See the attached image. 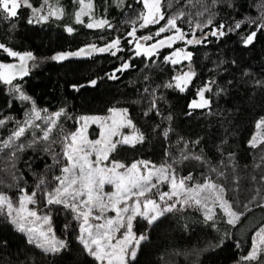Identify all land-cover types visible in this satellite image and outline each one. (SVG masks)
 Wrapping results in <instances>:
<instances>
[{
    "label": "trees",
    "instance_id": "obj_1",
    "mask_svg": "<svg viewBox=\"0 0 264 264\" xmlns=\"http://www.w3.org/2000/svg\"><path fill=\"white\" fill-rule=\"evenodd\" d=\"M31 2L34 7L42 5V0ZM204 2L212 5V0ZM59 3L64 9L63 17L50 18L44 23L29 24L31 14L12 20L0 16V43L20 53L31 51L39 58L32 62L35 65L32 74L27 79L14 81V84L20 85L38 109H47L48 113L61 109L66 111V116L60 118L53 130V136L61 127L65 132L70 127L75 128L81 116H102L110 113L112 108H127L136 127L144 133L145 140L135 147L121 145L113 153V160L124 164L147 160L159 166L178 156L184 142H187L189 151L202 155L209 163L183 161L175 165L177 173L180 176L191 173L194 180L201 183L205 181V175L210 176L225 186V198L232 203L233 210L244 213L235 227L227 224L221 214L215 220L207 221L191 207L178 208L151 226L140 219L136 230L144 233L147 239L141 243L132 264H257L244 261L242 257L251 251L256 232L264 228V207L259 206L264 204V200L256 197L255 202L249 204L256 188H260L264 196V184L259 182L264 164L256 167L260 149L249 147V141L260 129L256 127L257 123L264 119V29L257 27L264 20V0H223L211 7V12L215 13L213 26L205 28L203 33L196 30L198 38L207 35V39L187 49L193 54L191 69L196 76L184 92L162 87L179 70L187 67L188 62L175 68L164 62V57L175 48L165 50L153 60L135 56L127 33L131 30V22L143 11L142 3L137 0H122L119 4L118 0H93V15L108 19L112 29H88L85 24L75 21L74 13L79 10L76 0H59ZM180 4H185V0H180ZM179 6L173 0L170 11ZM200 8L201 5L192 0L185 6V11L195 13ZM209 14L196 19L203 23ZM82 19L85 23L90 22L87 16ZM249 20L257 23L250 24ZM236 22H241V28L227 31ZM220 24L225 25L227 34L219 38L212 36L211 31ZM180 26L185 31H192L187 23H180ZM68 27L74 30L71 34L66 30ZM136 27V35L143 36L154 33L160 25L140 29L137 24ZM253 31L256 32L253 43L245 46L244 38ZM116 37L121 38L120 47L124 49L117 56L96 53L80 60L69 58L57 62L49 59L91 44L103 47ZM11 61L0 49V63ZM126 61L133 66L117 72L118 79H109L108 76ZM92 80L97 81L94 87L89 83ZM210 80L215 81L211 85L213 90L205 93L211 101L210 106L190 108L192 101L199 102L197 90ZM145 88L149 92L155 90V95L162 97L157 100L161 115L155 112L144 115L151 99ZM30 108V102L16 99L7 85L0 84V119L8 121L0 127V143L8 139L17 127V121L22 122L26 118ZM169 115L170 121L165 119ZM169 126L172 131L166 139L162 132ZM181 137L183 141H180ZM32 138V130L29 129L16 143L28 144ZM197 140L198 144L192 143ZM41 147L37 144L34 148L18 152L17 158H13L14 168L9 158L12 149L0 152V193L17 200L21 195L18 188H26L30 193L39 176L45 175L51 180L54 174H59L58 166L49 168L52 158L41 151ZM56 151H60L59 146H56ZM229 155L231 164L228 163ZM210 166L217 167L226 175L218 177L209 171ZM13 173L18 180L13 179ZM237 180L238 183L235 182ZM37 199H40L39 193ZM246 204L251 210L245 207ZM38 207H45L42 201ZM50 208L58 221L68 218L64 221L69 224L73 220L71 215L60 211V206ZM196 214H200V218H195ZM77 235L78 230L75 229L67 248L50 255L29 244L24 233L18 232L5 217L0 216V264H96L78 242Z\"/></svg>",
    "mask_w": 264,
    "mask_h": 264
},
{
    "label": "snow or ice",
    "instance_id": "obj_2",
    "mask_svg": "<svg viewBox=\"0 0 264 264\" xmlns=\"http://www.w3.org/2000/svg\"><path fill=\"white\" fill-rule=\"evenodd\" d=\"M121 2L122 0H118V4ZM137 2L142 3L143 11H140L136 20L131 22L132 27L127 35L135 42L136 57L144 56L148 60H153L161 49L173 48L177 42H183L186 45L202 44L207 39V35L197 38L196 30L203 33L205 28L213 26L215 13L211 12V7L223 0H212L211 6L206 5L204 0H195L201 5L195 13L185 11V6L191 4L192 0H185V4H180V0H175V3L180 5L175 11H170L173 7V0H137ZM76 3L79 5V10L74 13L76 23L85 24L88 29H104L105 27L112 29L113 25L108 19L93 15V0H87V2L76 0ZM22 7L30 9L29 24L47 22L49 18L61 19L64 15V9L60 6L59 0H42L40 7H34L30 0H0V16L8 20L18 18L19 9ZM205 13L210 14L203 23L196 19V17H204ZM84 16H87L90 22L85 23L82 19ZM161 21L164 23L161 24ZM247 22L257 23L256 20ZM180 23H187L192 29L191 33L185 31ZM137 24L140 29L155 25H160V27L152 34L137 36ZM257 27L264 29V20ZM240 28L241 22H236L227 31ZM66 30L70 34L74 31L72 27ZM165 33L169 34L164 35ZM210 34L217 38L225 36L227 34L225 25L215 26ZM189 35L191 38H188ZM255 37V31L247 35L244 38L245 46L251 45ZM153 40L154 43H147ZM120 45L121 38L116 37L103 47L91 44L75 52L53 55L49 59L61 62L70 57H91L94 53H109L117 56L118 52L124 50ZM0 49L9 57L19 61L18 63H0V83L9 86L10 92L16 99L31 104L26 118L22 122L17 121V127L8 139L0 143V152L12 149L9 158L14 168L13 158H17L18 152L40 144L42 145L41 151L52 158L49 168L58 166L59 171V174H54L51 180L45 175L39 176L34 190L30 193L26 188H18L21 195L15 202L9 195L0 193V216L5 217L18 232L24 233L29 244L35 245L50 255H56L67 248L65 240L56 238L51 226V216L39 214L38 206L41 201L46 208L60 206L71 214V218L78 225V242L97 264H132L136 260L141 242L147 239L146 235L137 236L134 232L137 218L147 221V224L151 226L166 214L173 212L178 204L181 207H196L203 210L206 220H214L216 215L214 209L218 207L227 216L229 225L235 227L240 221L244 213L233 210L232 203L225 198L226 188L223 184L217 183L207 175H205V181L201 183L195 181L191 173L187 176H180L177 173L175 165L183 161L194 160L201 164L209 163L202 155L189 151L187 142H184V147L179 150L178 156L172 157L170 161H165L159 166L145 160L134 161L130 165L117 160L110 161V154L116 151L118 145L135 147L145 140L144 133L136 127L127 108L109 109L112 115L108 117L81 116L76 121L79 124L76 131L65 132L61 127L54 137L53 130L57 128L60 118L66 116V111L61 109L48 113L47 109H38L35 101L26 95L19 85L14 84L18 77L23 79L29 75V62H36L39 58L31 51L20 53L3 43H0ZM192 55L186 48H176L170 55L164 57V62L171 64L174 68L184 61L188 64L186 71L179 70L172 80L162 87L178 89L181 92L186 90L196 76L191 69ZM132 66L130 62H124L108 78L118 79L117 72H123ZM89 83L94 87L97 81L92 80ZM214 83V80H210L198 89L199 102L194 100L189 107L210 106L211 101L206 98L205 93L213 90L211 85ZM73 87L79 90V87ZM144 91L151 97L144 115L148 116L152 112L158 116L161 115L157 100L162 97L158 98L155 90L149 92V89L145 88ZM165 119L170 121L171 116ZM37 121H42L43 126ZM7 123V120L0 119V127H4ZM90 124H96L101 129L99 138L96 140H91L87 136ZM256 127L264 128V119L260 120ZM124 128H128L130 132L124 133ZM29 129L32 130V141L28 144H17L16 141L20 140ZM171 131L169 126L164 129L162 135L167 139ZM114 137L117 139H113ZM180 141H183L182 137ZM192 143L198 144L199 141ZM261 145H264V135L259 133L249 141L250 148L260 149L258 154L260 160L256 165L258 168L264 164V148ZM56 146H59V152L56 151ZM166 155L171 154L166 153ZM221 163L223 164L224 161ZM228 163L231 164V155H229ZM209 171L215 172L218 177L226 175L217 167L210 166ZM13 179L18 180L15 173H13ZM252 179L256 181L255 176ZM235 182L238 183V180ZM259 182L264 184V172L261 173ZM106 185L112 190L106 192ZM161 185H167L168 191L161 190ZM261 191L260 188L255 189V196L251 198L249 204L255 202L256 197L264 200ZM38 193L40 199H37ZM30 205L32 207H29ZM259 206L264 207V204ZM245 207L248 208V204ZM248 210L251 209L248 208ZM109 212L114 215L109 216ZM64 227L67 229L69 225L65 224ZM255 235L256 240L253 242L251 251L242 257V260L264 264V259H261L264 255V228L257 231Z\"/></svg>",
    "mask_w": 264,
    "mask_h": 264
},
{
    "label": "rangeland",
    "instance_id": "obj_3",
    "mask_svg": "<svg viewBox=\"0 0 264 264\" xmlns=\"http://www.w3.org/2000/svg\"><path fill=\"white\" fill-rule=\"evenodd\" d=\"M29 10V13L31 14V12H30V9H28ZM86 17V16H85ZM50 19V18H49ZM41 23H44V22H41ZM155 26H158V25H155ZM187 32H189V31H187ZM189 33H191V32H189ZM169 33H165L164 35H168ZM131 39V44H132V46H133V51H134V44H135V42L133 41V38L132 37H130ZM188 38H191V35H189V37ZM198 38V37H197ZM157 39H159V38H157ZM141 43H145L144 41H140ZM155 41L153 40V41H149V42H147L148 44H151V43H154ZM195 45V44H194ZM191 46H193V45H186V44H184L183 42H177L175 45H174V47L173 48H163V49H161L159 52H158V55L157 56H155V57H153V58H155V59H157L165 50H168V49H176V48H186V50L189 48V47H191ZM134 53H135V51H134ZM180 65H182V66H184V63H182V64H180ZM186 65V64H185ZM181 70H187V67L186 68H182ZM0 84H2V83H0ZM17 85H19V84H17ZM20 86V85H19ZM9 87V86H8ZM116 109H124V108H116ZM42 115H43V113H42ZM110 115H112L111 113H108V114H106V115H102V116H100V117H108V116H110ZM97 116V115H96ZM117 119H119V117H117ZM37 123H41V125L43 126V123H42V121H37ZM77 123V122H76ZM79 127V124H76V126H75V128H72V127H70V129H69V131L68 132H73V131H76L77 130V128ZM100 131H101V129L96 125V124H90L89 125V127H88V130H87V136H88V138L89 139H91V140H96V139H98L99 138V135H100ZM123 132L124 133H129L130 132V130L128 129V128H124L123 129ZM258 133L260 134V135H264V128H260L259 129V131H258ZM257 133V134H258ZM256 134V135H257ZM255 135V136H256ZM113 139H117L116 137H114ZM121 145H118L117 146V149L120 147ZM116 149V150H117ZM114 153V152H113ZM113 153H111L110 154V157H109V160L111 161V160H113L112 159V156H113ZM93 159H94V157H93ZM145 161H147V160H145ZM126 165H130V164H126ZM112 189H111V187L110 186H105V191L106 192H108V191H111ZM161 190H163V191H168V186L167 185H161ZM13 201L15 202L16 200H14L13 199ZM29 207H32L31 205L29 206ZM178 208H182L183 210L185 209V207H181L179 204L176 206V209H178ZM191 208H195L196 210V212H198V213H201L202 215H203V217H204V212H203V210H201V209H199V208H196V207H191ZM175 209V210H176ZM53 211V209H51V208H46V207H38V212H39V214L40 215H44V214H48V215H50L51 216V226H52V228H53V231L55 232V236H56V238L57 239H62V240H65L66 241V243H68L69 242V240H70V236H71V233H72V231H74L75 229H77L78 230V225H77V222L75 221V220H71V221H69V224L68 223H65V219H67V220H69L68 218H64V220L63 221H58V218H55L56 216H54L51 212ZM62 213H64L65 215H67V213L69 214V215H71L69 212H67V211H64L63 209L62 210H60ZM214 211H215V213H216V215H215V217H214V220L218 217V215L219 214H221L225 219H226V223H227V216L225 215V213L222 211V210H220L218 207L217 208H215L214 209ZM108 215L109 216H112V215H114V213H112V212H109L108 213ZM200 214L199 215H197L196 214V216L194 215V217L195 218H200ZM205 218V217H204ZM139 220H140V218H137V221L135 222V226H134V232L137 234V236H139L140 234H144V233H140L139 231H137L136 230V228H137V225H138V222H139ZM207 221H209V220H207ZM210 221H213V220H210ZM58 222H60V225L58 224ZM65 224H68L69 225V227L67 228V229H65ZM228 224V223H227ZM145 235V234H144ZM256 240V236H255V238H254V241ZM143 242V241H142ZM141 242V243H142ZM141 245V244H140ZM138 253V252H137ZM96 262V261H95ZM96 264H97V262H96Z\"/></svg>",
    "mask_w": 264,
    "mask_h": 264
},
{
    "label": "flooded vegetation",
    "instance_id": "obj_4",
    "mask_svg": "<svg viewBox=\"0 0 264 264\" xmlns=\"http://www.w3.org/2000/svg\"><path fill=\"white\" fill-rule=\"evenodd\" d=\"M30 2H31V0H30ZM32 3V2H31ZM24 14H27V15H30V13H29V10L27 9V8H24V7H22V8H20L19 9V12H18V18H20L21 16H23ZM16 19V18H15ZM94 54H96V53H94ZM93 54V55H94ZM98 54V53H97ZM10 59L12 60L10 63H16V62H19L17 59H15V58H11L10 57ZM65 61V60H64ZM30 65V75L32 74V71H33V66H32V62L29 64ZM29 75V76H30ZM28 76V77H29ZM27 77V78H28ZM27 78H25V79H27Z\"/></svg>",
    "mask_w": 264,
    "mask_h": 264
},
{
    "label": "water",
    "instance_id": "obj_5",
    "mask_svg": "<svg viewBox=\"0 0 264 264\" xmlns=\"http://www.w3.org/2000/svg\"><path fill=\"white\" fill-rule=\"evenodd\" d=\"M86 58H89V57H80V58H76V57H70V59H76V60H80V59H86ZM184 62H187V61H184ZM16 63H18V62H16ZM31 62H29V64H30ZM29 75H30V68H29ZM28 75V76H29ZM28 76H25V77H23V79H21V78H17L16 80H24L25 78H27ZM15 80V81H16Z\"/></svg>",
    "mask_w": 264,
    "mask_h": 264
}]
</instances>
